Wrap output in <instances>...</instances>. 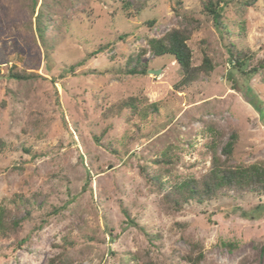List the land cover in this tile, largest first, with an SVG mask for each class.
I'll return each instance as SVG.
<instances>
[{
	"label": "rangeland",
	"instance_id": "374dc122",
	"mask_svg": "<svg viewBox=\"0 0 264 264\" xmlns=\"http://www.w3.org/2000/svg\"><path fill=\"white\" fill-rule=\"evenodd\" d=\"M220 6L229 33L202 0H0V206L21 220L0 235V264H49L63 251L71 264H190L192 243L200 264H264V195L175 210L141 172L166 169L168 185L203 175L211 125L222 159L235 133L230 164L264 161V1ZM173 28L191 31L195 66L205 53L215 66L181 90L177 61L147 43ZM230 42L251 55L242 67ZM137 58L147 73L127 72ZM132 96L136 114L122 106Z\"/></svg>",
	"mask_w": 264,
	"mask_h": 264
},
{
	"label": "trees",
	"instance_id": "16d2710c",
	"mask_svg": "<svg viewBox=\"0 0 264 264\" xmlns=\"http://www.w3.org/2000/svg\"><path fill=\"white\" fill-rule=\"evenodd\" d=\"M232 0H202L204 8L212 15L213 21L222 32L230 30L223 21V13L221 12V3L228 4ZM243 8L254 6L260 0H235ZM264 1V0H261ZM142 9V8H140ZM139 9V10H140ZM138 10V11H139ZM37 29L39 35L43 37L45 13L42 8L37 14ZM191 31L184 28H173L162 37H148L147 43L149 49L155 56L172 55L177 61L181 78L175 84V89L181 90L184 87L190 86L195 82L201 74L209 75L214 70L213 59L205 53L203 61L200 65L193 64V54L188 40L190 39ZM230 52V61L234 60L235 65L242 67L245 62L251 58V55L246 51L239 50L233 42L227 46ZM148 49L143 48L142 54L147 53ZM140 58H137L136 64L132 66V62L127 64V72L130 74H145L148 72L146 64L140 63ZM264 67L263 64H260ZM10 77L19 80H28L34 77L33 73L12 68L9 74ZM140 99L137 96H132L122 101V106L129 108L133 113L138 112V103ZM211 133L214 136L212 142L213 158L209 169L200 177H189L182 181H176L168 185V178L164 175L169 174L168 170H160L157 173H148L144 167H141V172L153 186L164 192V202L175 210H180L184 206L195 201L197 203H205L215 200L230 192L237 194L254 193L264 195V161H255L249 164H230L233 157V150L236 143L237 135L232 133L230 140L223 146L222 156L217 153L219 146V137L221 132L216 130L213 125L210 127ZM6 147V142L0 139V152ZM165 160L172 161L169 155L165 156ZM158 162H160L158 160ZM123 212L128 218V221L139 229L144 230L139 226L123 208ZM21 226V220L10 219L9 210L0 206V235L9 236V234L17 230ZM67 245L72 246L73 242L68 238L65 239ZM226 244V243H225ZM230 246L231 244H226ZM68 249V248H67ZM71 254L68 251H63L49 261V264H71ZM190 264H200L205 259V254L199 243H192V249L184 258ZM84 264V263H81ZM144 264H156L151 258L144 261Z\"/></svg>",
	"mask_w": 264,
	"mask_h": 264
},
{
	"label": "water",
	"instance_id": "95a60500",
	"mask_svg": "<svg viewBox=\"0 0 264 264\" xmlns=\"http://www.w3.org/2000/svg\"><path fill=\"white\" fill-rule=\"evenodd\" d=\"M150 71H152V70H150Z\"/></svg>",
	"mask_w": 264,
	"mask_h": 264
}]
</instances>
